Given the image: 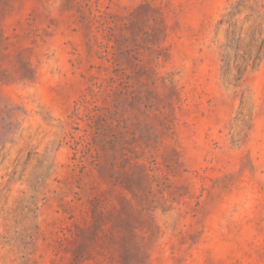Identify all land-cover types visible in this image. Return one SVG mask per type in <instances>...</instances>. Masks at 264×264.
<instances>
[{
	"label": "rangeland",
	"instance_id": "1",
	"mask_svg": "<svg viewBox=\"0 0 264 264\" xmlns=\"http://www.w3.org/2000/svg\"><path fill=\"white\" fill-rule=\"evenodd\" d=\"M0 264H264V0H0Z\"/></svg>",
	"mask_w": 264,
	"mask_h": 264
}]
</instances>
